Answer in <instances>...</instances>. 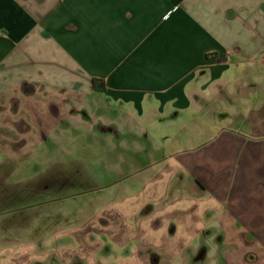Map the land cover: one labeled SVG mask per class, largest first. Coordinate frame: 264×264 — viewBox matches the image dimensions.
<instances>
[{"label":"crops","instance_id":"crops-1","mask_svg":"<svg viewBox=\"0 0 264 264\" xmlns=\"http://www.w3.org/2000/svg\"><path fill=\"white\" fill-rule=\"evenodd\" d=\"M263 56L264 0H0V99L8 97L0 102V140L6 150L34 128L42 135L69 128L81 119L74 112L90 108L77 98L95 93L133 118L158 112L178 132L199 118L197 130L204 132L213 100L236 96V111L227 105L229 113L220 115L233 131L241 110H264V75L256 69ZM43 96L52 98L49 106ZM263 129L247 114L237 134L203 141L195 164L184 158L193 151L186 146L203 133L178 140L174 176L202 180L208 224L237 225L264 248ZM0 178V210L42 201L53 187L18 194L4 185L5 171ZM64 185L84 184L66 179ZM30 216L1 217L2 241L5 230L32 225ZM55 240L62 242L52 246L62 264H102L95 239L91 250L78 239L79 253H68L67 238Z\"/></svg>","mask_w":264,"mask_h":264},{"label":"rangeland","instance_id":"rangeland-1","mask_svg":"<svg viewBox=\"0 0 264 264\" xmlns=\"http://www.w3.org/2000/svg\"><path fill=\"white\" fill-rule=\"evenodd\" d=\"M256 66L264 75V61ZM41 99L49 106L52 98ZM77 99L90 108L74 112L81 119L69 128L47 130L45 135L34 128L28 137L18 134L6 150L0 140V171H5L9 190L32 195L42 186H53L42 201L0 210V219L22 213L32 221L28 227L5 230V242L0 232V264H62L64 258L52 247L62 242L55 239L67 238L68 253H76L81 237L86 239L84 250L93 249L92 238L101 246L102 264H264L262 245L247 239L237 225L208 224L202 180L174 176L182 156L175 154L178 140L203 133L186 146L193 151L184 158L195 164L194 157L204 153L203 141L224 131L237 134L247 114L264 122L261 106L251 113L241 110L230 131L220 115L222 110L229 113L228 108L236 111L239 98H218L204 132L197 130L201 118L178 132L168 120L162 122L158 112L133 118L113 104L108 108L103 94ZM2 123L5 112H0V135L5 132ZM260 135L264 137V129ZM24 140L28 144L23 145ZM167 150L172 152L164 156ZM66 179L84 185L69 190Z\"/></svg>","mask_w":264,"mask_h":264},{"label":"trees","instance_id":"trees-1","mask_svg":"<svg viewBox=\"0 0 264 264\" xmlns=\"http://www.w3.org/2000/svg\"><path fill=\"white\" fill-rule=\"evenodd\" d=\"M99 83H102V82H100V81H98V80H95V86H96L97 88H98Z\"/></svg>","mask_w":264,"mask_h":264}]
</instances>
